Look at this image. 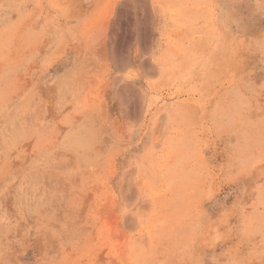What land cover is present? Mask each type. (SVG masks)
<instances>
[{"label":"rangeland","instance_id":"374dc122","mask_svg":"<svg viewBox=\"0 0 264 264\" xmlns=\"http://www.w3.org/2000/svg\"><path fill=\"white\" fill-rule=\"evenodd\" d=\"M0 264H264V0H0Z\"/></svg>","mask_w":264,"mask_h":264}]
</instances>
